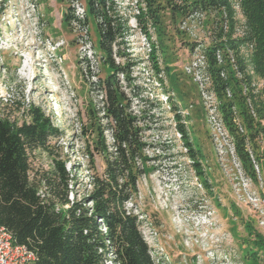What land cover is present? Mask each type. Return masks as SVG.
Masks as SVG:
<instances>
[{"label":"rangeland","instance_id":"374dc122","mask_svg":"<svg viewBox=\"0 0 264 264\" xmlns=\"http://www.w3.org/2000/svg\"><path fill=\"white\" fill-rule=\"evenodd\" d=\"M229 1L231 17L225 9L173 12L171 5L183 4L180 0H159L154 22L142 14V0H113L114 14L125 22L119 42L134 62L131 83L122 84L140 117L149 158V171L138 177L137 191L125 208L138 215L155 264H254L246 253L248 231L264 236V135L254 127L256 122L264 125V118L248 98L239 106L237 97L247 87L240 81L241 91L235 89L237 99L224 119L220 106L232 100L233 90L225 86L219 94L217 84L229 71L238 80L250 75L254 92L264 80L253 72L248 42L234 49L229 43L219 47L213 63L206 54L216 41L245 35L241 2ZM85 2L0 0V116L28 120V105L49 116L58 135L49 140L50 152L30 153V176L49 172L52 158L59 156L72 178L70 199L85 196L92 188L91 175L103 169L86 113L89 106L101 107L102 94L91 83L100 74L98 33L91 17L86 24L62 20V11L81 18ZM151 43L158 69L148 54ZM175 111L201 157L195 160L200 174L187 156ZM232 131L255 135L245 143L255 174L241 162ZM106 140L111 142L109 132Z\"/></svg>","mask_w":264,"mask_h":264},{"label":"trees","instance_id":"16d2710c","mask_svg":"<svg viewBox=\"0 0 264 264\" xmlns=\"http://www.w3.org/2000/svg\"><path fill=\"white\" fill-rule=\"evenodd\" d=\"M142 1L145 4L142 14H148L157 22L159 0ZM180 1L183 4L171 5L173 12L225 9L231 17L229 0ZM166 2L171 4L172 0ZM240 2L245 35L240 40L216 41L208 47L206 54L213 63L214 51L219 47L229 43L234 49L248 42L252 45L253 72L264 80V0ZM83 11L81 18L73 12L62 11V20L66 25L76 19L86 24L91 17L98 33L95 52L99 54L100 74L96 82L91 83L102 94L101 107L89 106L86 113L87 129L95 137L94 147L103 159V169L91 175L92 188L85 196L70 199L72 178L65 161L58 155V158H52L49 172L38 178L30 176V153L35 149L50 152L49 140L58 135V128L49 116L34 105L25 107L28 120L17 122L0 116V224L11 232L14 242L26 245L35 253V264H155L139 228L138 215L125 208V203L137 191L138 177L149 171L145 165L149 158L144 154L146 142L142 139L140 117L131 109V99L122 84V81L131 83V67L134 66V62L126 57V48L119 42L125 22L114 14L113 0H86ZM148 54L154 68L158 69L153 43ZM116 57L126 59L120 62ZM238 61L240 68H245L241 59ZM250 80L251 76L247 74L238 80L229 71L226 79L217 81L219 94L225 86L233 90L232 100H224L220 106L224 119L231 114L235 89L241 91L240 81L247 87L244 94L240 93L236 98L240 101L239 106H243L248 98L256 114L264 118V84L254 92ZM173 117L184 139L187 156L193 159L200 174V165L195 160L201 157L188 141L186 128L179 121L180 114L175 111ZM251 123L252 119L250 126ZM254 127L257 133L264 135V125L256 122ZM106 132L111 136L110 143L106 140ZM232 133L241 162L251 175L255 174L245 148L246 141L254 140L255 135ZM88 154L92 157L89 150ZM254 157L259 160L258 156ZM248 234L250 244L245 246L248 257L254 264H264L260 261V257L264 259V236L255 230Z\"/></svg>","mask_w":264,"mask_h":264},{"label":"built area","instance_id":"2783aa9c","mask_svg":"<svg viewBox=\"0 0 264 264\" xmlns=\"http://www.w3.org/2000/svg\"><path fill=\"white\" fill-rule=\"evenodd\" d=\"M35 253L14 242L11 232L0 224V264H35Z\"/></svg>","mask_w":264,"mask_h":264}]
</instances>
